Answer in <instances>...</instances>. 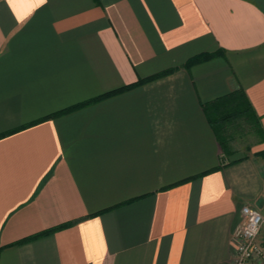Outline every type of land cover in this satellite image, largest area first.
<instances>
[{
  "label": "crops",
  "instance_id": "obj_1",
  "mask_svg": "<svg viewBox=\"0 0 264 264\" xmlns=\"http://www.w3.org/2000/svg\"><path fill=\"white\" fill-rule=\"evenodd\" d=\"M238 88L257 128L224 152L203 104ZM245 204L264 0H0V264H234Z\"/></svg>",
  "mask_w": 264,
  "mask_h": 264
},
{
  "label": "trees",
  "instance_id": "obj_2",
  "mask_svg": "<svg viewBox=\"0 0 264 264\" xmlns=\"http://www.w3.org/2000/svg\"><path fill=\"white\" fill-rule=\"evenodd\" d=\"M218 54H219L218 52H213V53H202L199 55H195L187 60L186 66H189V65H192L198 62L206 61ZM169 71L170 70L161 71L150 77L139 79L137 82L128 85V87L163 76L169 73ZM67 110L69 109H66L64 111H67ZM203 111L205 115L207 116V119L211 123L213 129L215 130L217 138L221 144V148L223 149L224 152H227L228 146H229V140H231V132L228 129L232 125H234L239 118L247 119L251 127H253V130L257 128V121L255 118V115L252 113V108L247 99V96L244 90L241 88L233 90L230 93L224 96H221L209 103L203 104ZM48 117H45V118H48ZM69 224L71 223H64L62 225H58L53 228L46 229L44 231H41L40 233L26 237L18 241L17 243L30 241L39 236L51 233L59 228H63Z\"/></svg>",
  "mask_w": 264,
  "mask_h": 264
},
{
  "label": "built area",
  "instance_id": "obj_3",
  "mask_svg": "<svg viewBox=\"0 0 264 264\" xmlns=\"http://www.w3.org/2000/svg\"><path fill=\"white\" fill-rule=\"evenodd\" d=\"M241 212L242 224L234 234V264H254L255 258L264 263V246L257 241L264 217L259 210L247 204L242 206Z\"/></svg>",
  "mask_w": 264,
  "mask_h": 264
},
{
  "label": "rangeland",
  "instance_id": "obj_4",
  "mask_svg": "<svg viewBox=\"0 0 264 264\" xmlns=\"http://www.w3.org/2000/svg\"><path fill=\"white\" fill-rule=\"evenodd\" d=\"M228 130L231 132V140H233L232 145L239 146L241 148L247 146V138L251 137L253 133V127L249 124L247 119L239 118L234 125H232Z\"/></svg>",
  "mask_w": 264,
  "mask_h": 264
}]
</instances>
